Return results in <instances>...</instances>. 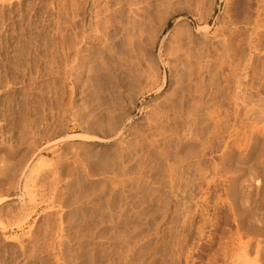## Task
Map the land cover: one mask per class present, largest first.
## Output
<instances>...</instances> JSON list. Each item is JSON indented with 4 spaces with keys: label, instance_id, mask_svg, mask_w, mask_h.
<instances>
[{
    "label": "rangeland",
    "instance_id": "374dc122",
    "mask_svg": "<svg viewBox=\"0 0 264 264\" xmlns=\"http://www.w3.org/2000/svg\"><path fill=\"white\" fill-rule=\"evenodd\" d=\"M101 1L0 0V264H264L261 0H172L156 40L143 16L156 0H112L115 10L105 4L111 19L104 28L112 23L105 30L116 53L110 68L124 76L143 72L135 76L134 94L122 90L127 98L121 96L122 117L113 127L109 118L119 110L108 107L105 70L82 64L74 48L80 22ZM175 17L178 25L168 33ZM132 26H139L140 39ZM180 37L198 54L189 66L198 70L191 76L198 82L195 120L178 126L177 117L162 131L159 113L181 94L165 53ZM173 126L196 138L177 148L169 139L176 137Z\"/></svg>",
    "mask_w": 264,
    "mask_h": 264
},
{
    "label": "bare ground",
    "instance_id": "6f19581e",
    "mask_svg": "<svg viewBox=\"0 0 264 264\" xmlns=\"http://www.w3.org/2000/svg\"><path fill=\"white\" fill-rule=\"evenodd\" d=\"M73 1V0H72ZM90 1V0H89ZM93 1H95V0H93ZM92 0H91V3L90 2H88V4H90V6L92 5V2H93ZM112 0H104V2H102V3H104L103 5V7L102 8H100L99 10L98 9H95V8H93V6H92V8L94 9L93 11H94V13L92 14V15H90L89 17H87V19L85 20V21H83V22H80V25H79V27H81V29H80V32H78L79 33V35H77L76 33H75V36H77L76 38L78 39V40H76V38H75V40H73V43H74V41H75V45H74V48H75V53H76V55L78 56V57H80V59H81V61L80 62H82V64H85V63H88L87 65H89L91 62L93 63V62H95L94 63V65H93V67H91L92 69H94L95 71H100V70H105V76H106V78H107V85H105V86H107V89L105 90V91H107V101H108V107H110L111 109H114V110H119V113L115 116H112V118L110 119L109 118V123L111 124V126L113 127L114 125H116L115 123L118 121V120H120L121 119V117H122V112H121V109H122V107H121V109H120V105H123V104H120V99H121V96L122 95H124V94H122V90H129L128 92H126L127 94H128V97L130 96V95H132V94H134L136 91L134 90L135 88H134V86H137V85H134V82H135V76L137 77L138 75L141 77V75L143 74V72H142V74L140 75V74H137L138 72H135L136 74L135 75H133V72H132V74L130 75V74H128V76H124V75H121L120 73H118L115 69H111L110 68V66H109V64H108V62H110L109 60H111V58L109 59V57H110V55H111V52L114 54L115 53V48H114V52L112 51V47H111V42L109 41V35H108V27L112 24H110L107 28H104V26H106V24H109L110 23V17H109V7H107L108 5H105V4H108L109 2H111ZM116 1V0H115ZM120 1V0H119ZM128 1V0H127ZM146 1V0H145ZM154 1V0H153ZM152 1V6L154 5L155 6V4H156V2L154 3ZM157 1V4H156V7L152 10V12L153 11H155V12H147L148 14H145V12L146 11H144V18H146V21H148L149 22V25L151 26L150 28H151V30H150V32L148 33V34H150L151 35V39L152 40H156L158 37H159V35L161 34V33H163V31H164V29H165V27L167 26V24H168V20L171 18V14H169L170 12H166V11H169V10H166L167 8L169 9V7H167V6H169V4L171 3V1L172 0H156ZM174 1V0H173ZM180 1V0H179ZM199 1V0H198ZM256 1V0H255ZM263 0H261V2H262ZM118 2V1H117ZM117 2H114L113 1V3L111 2V4H113L114 5V10H115V8L116 7H118L117 5H115L114 3H116L117 4ZM122 2V1H121ZM261 2H259V7L260 8H262L261 9V11H264V1H263V3H261ZM124 3H125V1H124ZM141 3H143V1H140V3L139 4H141ZM146 3V2H145ZM151 2H149V3H146V4H150ZM197 3V2H196ZM57 4V3H56ZM111 4H109V6H111ZM258 4V3H257ZM47 5V4H46ZM96 5V4H95ZM112 5V6H113ZM119 5V4H118ZM133 5V4H132ZM137 5V4H136ZM144 5V4H143ZM151 5V4H150ZM89 6V5H88ZM116 6V7H115ZM129 6V5H128ZM138 6V5H137ZM140 6V5H139ZM138 6V7H139ZM141 6H142V4H141ZM195 6V5H194ZM10 7V6H9ZM74 7V6H73ZM72 7V8H73ZM77 7V6H76ZM81 7V6H80ZM143 7V6H142ZM146 7H147V5H146ZM151 7V6H150ZM258 7V6H257ZM258 7V9H260ZM75 8V7H74ZM89 8V7H88ZM87 8V9H88ZM113 8V7H112ZM121 8V7H120ZM131 8V7H130ZM144 8V7H143ZM148 8H149V5H148ZM175 8V7H174ZM2 9V8H1ZM68 9V8H67ZM90 9V8H89ZM111 9V8H110ZM118 9V8H117ZM116 9V10H117ZM146 10H147V8H145ZM181 9V8H180ZM96 10H98L99 12H97ZM113 10V11H114ZM122 10V9H121ZM134 10V9H133ZM138 10H139V8H138ZM92 11V10H91ZM113 11H111V12H113ZM130 11V10H129ZM225 11H226V9H225ZM260 11V10H259ZM90 12V11H89ZM131 12H133V11H131ZM141 12H142V8H141ZM141 12H140V14H141ZM172 12V11H171ZM174 12V11H173ZM135 13V12H134ZM229 13V12H228ZM56 14V13H55ZM90 14H91V12H90ZM135 14H137V13H135ZM134 14V15H135ZM139 14V13H138ZM143 14V13H142ZM258 14V13H257ZM262 14H264V13H262ZM261 14V15H262ZM43 15V14H42ZM145 15H147V17H145ZM154 15L156 16V15H158L157 16V20L155 21V19H154V21H155V23H152L153 22V18H154ZM32 16V15H31ZM61 16V15H60ZM67 16V15H66ZM74 16V15H73ZM83 16H85V15H83ZM110 16H112V15H110ZM114 16V15H113ZM131 16V15H130ZM233 16V15H232ZM50 17V16H49ZM75 17V16H74ZM129 17V16H128ZM255 17V16H254ZM34 18V17H33ZM114 18V17H113ZM134 18V17H133ZM137 18H139L140 19V17H137ZM143 18V17H142ZM61 19V18H60ZM70 19V18H69ZM81 19V18H80ZM179 19H180V17H175L174 18V21H173V24L168 28V30H167V32L169 33V32H171V31H174L175 29H176V27H177V25H178V21H179ZM254 19V18H253ZM75 20V19H74ZM134 20V19H133ZM135 20L136 21H134V22H131L130 20V22L133 24V23H137V19H136V16H135ZM256 20V19H255ZM261 20H263V19H261ZM260 20V21H261ZM72 21H73V19H72ZM81 21V20H80ZM116 21V20H115ZM129 21L126 23V24H129ZM231 21V20H230ZM75 22H76V20H75ZM111 22H113V21H111ZM124 22V21H123ZM139 22V21H138ZM254 22V21H253ZM50 23V22H49ZM129 24V25H132V24ZM141 24H139V26L140 25H142V23H144V21L143 22H140ZM151 23H152V25H151ZM263 23V22H262ZM30 24H32V23H30ZM118 24V23H117ZM121 24V23H120ZM144 24H147V23H144ZM143 24V25H144ZM232 24V23H231ZM255 24V23H254ZM264 24V23H263ZM78 25V24H77ZM136 25V24H135ZM138 25V24H137ZM35 26V25H34ZM121 26H123L124 27V25H121ZM126 26V25H125ZM138 26V27H139ZM145 26V25H144ZM254 26V25H253ZM257 26H258V24H257ZM76 27V26H75ZM75 27L73 28V29H75ZM78 27V28H79ZM133 27V26H132ZM137 27V26H136ZM136 27L134 26L133 27V29H134V34L136 35L137 33H135V30H136ZM137 27V28H138ZM141 27V26H140ZM146 27V26H145ZM224 27V26H223ZM233 27V26H232ZM250 27V26H249ZM66 28V27H65ZM116 28V27H115ZM122 28V27H121ZM127 28V27H126ZM128 28H130V27H128ZM127 28V29H128ZM143 28V27H142ZM147 28V27H146ZM52 29V28H51ZM72 29V30H73ZM105 29H107V31L105 30ZM114 29V28H113ZM112 29V30H113ZM132 31H133V29L132 28H130ZM140 29V28H139ZM138 29V30H139ZM145 29V28H144ZM181 29V28H180ZM21 30V29H20ZM58 30V29H57ZM61 30V29H60ZM76 30H77V28H76ZM124 30V29H123ZM131 30H129L128 29V31H130V32H132ZM136 31V32H140V30L139 31ZM143 30V29H142ZM141 30V31H142ZM147 30V29H146ZM256 30V29H255ZM77 31H79V30H77ZM76 31V32H77ZM125 31V30H124ZM145 31V30H144ZM148 31H149V29H148ZM75 32V31H74ZM129 32V33H130ZM166 32V33H167ZM176 32V31H175ZM213 32V31H212ZM71 33H72V31H71ZM121 33V32H120ZM129 33H128V35H129ZM132 33V34H133ZM58 34V33H57ZM69 34V33H68ZM73 34V33H72ZM117 34H119V32L117 33ZM121 34H125V32L123 33H121ZM127 34V33H126ZM138 34H141V33H138ZM137 34V35H138ZM258 34V33H257ZM143 35V34H142ZM59 36V35H58ZM74 36V37H75ZM126 36V35H125ZM132 36H134V35H131V38H132ZM171 36V35H170ZM176 36V35H175ZM179 36V35H178ZM114 37V36H113ZM121 37V36H120ZM119 36H118V38H120ZM136 37V36H135ZM73 38V37H72ZM134 38V37H133ZM138 38H139V35H138ZM137 37L136 38H134V39H138ZM149 38H150V36H149ZM235 38V37H234ZM253 38H255V37H253ZM74 39V38H73ZM116 39H117V37H116ZM140 39V38H139ZM44 40V39H43ZM113 40H115V39H113ZM126 41L128 40V39H125ZM177 41H175V40H173V42L175 43L174 44V46L173 47H171L170 49H168V51H166V53H165V59H166V63L168 64V65H170V67L172 66V67H175V68H173V69H175V71L174 72H176V74H177V79L179 80V82L178 83H180L181 85L179 86V91H180V95H178V97H177V100H175V102L173 101L172 102V104L170 105V104H168V105H170V106H168L169 108H167V110H161L162 112H160L159 114V116H158V118H157V123H158V126H159V128L160 129H162V131H164V130H166L167 128H168V124H172V123H174V122H176L177 120H176V118L178 117V122H179V125L178 126H186V127H190V125H192L191 124V120H193L194 119V116L193 117H190V116H192V115H190V114H192L193 113V110H194V108H195V104H193L194 103V100H195V97L197 96V89L198 88H196L195 89V84H197L198 82L196 81L197 79H198V77H197V79L195 80V82H197V83H195L194 84V82H192V74H193V72H194V70L196 69H194L193 70V68L192 67H189L190 65H191V60L195 57V55H198V54H194V52H192L190 49H189V45H186V46H184L186 43L184 42V40L180 37L179 39H176ZM116 41V40H115ZM230 41V40H229ZM29 42V41H28ZM43 42V41H42ZM70 42V41H69ZM119 42H120V40H119ZM128 42H130L129 40H128ZM141 42V41H140ZM152 43V42H151ZM204 43V42H203ZM65 44V43H64ZM122 44H124V42H122ZM128 44V43H127ZM133 44V43H132ZM188 44H190V43H188ZM207 44V43H206ZM133 45H135V43L133 44ZM76 46V47H75ZM126 46V45H125ZM129 46V45H128ZM169 46H170V44H169ZM172 46V45H171ZM191 46V45H190ZM198 46H199V44H198ZM56 47V46H55ZM122 47V46H121ZM132 47V50H133V47L134 46H131V44H130V48ZM234 47V46H233ZM243 47V46H242ZM62 48V47H61ZM73 48V49H74ZM117 48V47H116ZM127 48V47H126ZM192 48V47H191ZM152 49V48H151ZM257 49V48H256ZM117 50V49H116ZM74 51V50H73ZM86 52V53H84V54H81V52ZM129 53L131 52L129 49L127 50ZM139 51H141V50H139ZM248 51V50H247ZM117 52V51H116ZM127 52V53H128ZM241 52V51H240ZM58 53V52H57ZM63 53V52H62ZM74 53V52H73ZM139 53V52H138ZM199 53V52H198ZM112 54V55H113ZM203 54V53H202ZM262 54V53H261ZM127 55V54H126ZM129 55V54H128ZM136 55H137V53H136ZM147 55V54H146ZM76 56V57H77ZM122 56V55H121ZM135 56V55H134ZM201 56V55H200ZM231 56V55H230ZM26 57V56H25ZM40 57V56H39ZM113 57H116V53H115V56H113ZM197 57V56H196ZM195 57V58H196ZM203 57V56H202ZM248 57V56H247ZM120 58V57H119ZM133 58V57H132ZM214 58V57H213ZM220 58V57H219ZM256 58V57H255ZM73 59H75V57H73ZM115 60H116V58H114ZM113 59V60H114ZM118 59V58H117ZM124 59V58H123ZM129 59V58H128ZM137 59V58H136ZM203 59V58H202ZM241 59V58H240ZM65 60V59H64ZM71 60V59H70ZM76 61H77V59H75ZM134 60V59H133ZM120 61V60H119ZM130 61V60H129ZM202 61V60H201ZM74 62V61H73ZM79 62V63H80ZM114 62V61H113ZM124 63H125V61H123ZM126 62H128V61H126ZM229 62V61H228ZM244 62H245V60H244ZM91 63V64H92ZM111 63V62H110ZM132 63V62H131ZM140 63V62H139ZM75 64V63H74ZM90 64V65H91ZM242 64V63H241ZM64 65V64H63ZM69 65V64H68ZM78 65V64H77ZM112 65V64H111ZM116 65V63L114 64V66ZM120 65V64H119ZM75 66V65H74ZM74 66H73V68H74ZM121 66V65H120ZM126 66H128V65H126ZM131 66V65H130ZM195 66V65H194ZM203 66H204V64H203ZM55 67V66H54ZM132 67H134V66H132ZM75 68H77V67H75ZM88 68H89V66H88ZM90 68V69H91ZM131 68V67H130ZM136 68H137V66H136ZM138 68H140V67H138ZM192 68V69H191ZM217 68V67H216ZM220 68V67H219ZM59 69V68H58ZM72 69V68H71ZM80 69V68H79ZM78 69V70H79ZM82 69V68H81ZM85 69H86V67H85ZM150 69V68H149ZM155 69V68H154ZM203 69V68H202ZM202 69H200V70H202ZM224 69V68H223ZM232 69V68H231ZM124 70V69H123ZM127 70V69H126ZM143 70V69H142ZM157 70V69H156ZM93 71V70H92ZM131 71H133V70H131ZM137 71V70H136ZM141 71V70H140ZM195 71H197L198 72V70H195ZM100 72H102V71H100ZM121 72H123V71H121ZM128 72H130V70L128 69ZM152 72V71H151ZM155 72V71H154ZM231 72V71H230ZM36 73V72H35ZM92 73V72H91ZM125 73V72H124ZM141 73V72H140ZM94 74V73H93ZM123 74V73H122ZM127 74V73H126ZM231 74V73H230ZM98 75V74H97ZM100 75V74H99ZM102 75V74H101ZM100 75V76H101ZM195 75V74H194ZM99 76V77H100ZM194 77V76H193ZM97 78V77H96ZM173 78H175L174 76H173ZM241 78V77H240ZM138 79V78H137ZM137 79H136V81H137ZM176 79V78H175ZM199 79H200V77H199ZM31 80V79H30ZM105 80V79H104ZM103 79H102V81H104ZM139 80V79H138ZM203 80V79H202ZM93 81V80H92ZM155 81V80H154ZM261 81V80H260ZM149 82V81H148ZM193 83L192 85L190 84V83ZM256 82V81H255ZM258 82H259V80H258ZM103 83V82H102ZM151 83V82H150ZM177 83V82H176ZM201 83V82H200ZM104 84V83H103ZM136 84V83H135ZM155 85V84H154ZM179 85V84H178ZM251 85V84H250ZM54 86V85H53ZM103 86V85H102ZM198 86V85H197ZM65 87V86H64ZM69 87V86H68ZM67 87V88H68ZM92 87V86H91ZM104 87V86H103ZM102 87V88H103ZM142 87V86H141ZM161 87H164L163 86V84H161V86L159 87V85L157 86V87H155L156 89L155 90H160L161 89ZM205 87V86H204ZM215 87V86H214ZM5 88V87H4ZM106 88V87H105ZM104 88V89H105ZM151 88H154V87H152V86H150L149 88H147V89H150L151 90ZM240 88V87H239ZM177 89V88H176ZM200 89V88H199ZM255 89V88H254ZM96 90V89H95ZM136 90H137V88H136ZM257 90V89H256ZM135 91V92H134ZM199 91V90H198ZM124 93H125V91H123ZM138 92V91H137ZM173 92V91H172ZM218 92V91H217ZM255 92V91H254ZM100 93V92H99ZM207 93V92H206ZM229 93V92H228ZM241 93H242V91H241ZM127 94H125V95H127ZM140 94V93H139ZM103 95V94H102ZM105 95V94H104ZM124 95V96H125ZM199 95H200V93H199ZM198 95V96H199ZM214 95V94H213ZM253 95V94H252ZM68 96V95H67ZM92 96V95H91ZM134 96V95H133ZM126 97V96H125ZM172 97V96H171ZM214 97V96H213ZM240 97V99L242 98V96L240 95L239 96ZM127 98V97H126ZM201 98V97H200ZM222 98V97H221ZM224 98V97H223ZM251 98V97H250ZM130 99V98H129ZM197 99V98H196ZM233 99V98H232ZM201 100V99H200ZM228 100V99H227ZM264 100V99H263ZM106 101V100H105ZM130 102L132 101L131 99L129 100ZM172 101V100H171ZM231 101V100H230ZM233 101H234V99H233ZM236 101V100H235ZM243 101V100H242ZM241 101V102H242ZM129 102V103H130ZM252 102H253V100H252ZM251 102V103H252ZM106 104H107V102H105ZM166 103V102H165ZM78 104V103H77ZM126 104V103H125ZM198 104V103H197ZM242 104V103H241ZM260 104V103H259ZM74 105V104H73ZM199 105V104H198ZM197 105V106H198ZM217 105V104H216ZM215 105V106H216ZM262 105V104H261ZM104 106V105H103ZM200 106V105H199ZM258 106V105H257ZM79 107V106H78ZM82 107V106H81ZM163 107V106H162ZM167 107V106H166ZM202 107V106H201ZM225 107V106H224ZM235 107V106H234ZM262 107V106H261ZM158 108V107H157ZM164 108V107H163ZM183 108H186V110L184 111V109ZM230 108V107H229ZM239 108V107H238ZM165 109V108H164ZM217 110V109H216ZM250 110V109H249ZM84 111V110H83ZM112 111V110H111ZM196 111V110H195ZM125 112V111H124ZM183 112H185L184 114H185V116H183ZM188 112V113H187ZM218 112V111H217ZM243 112V111H242ZM75 113V112H74ZM107 113V112H106ZM262 113V112H261ZM188 114V115H187ZM198 114V113H197ZM250 114V113H249ZM100 115V114H99ZM105 115V114H104ZM103 115V116H104ZM109 115V114H108ZM108 115H106V116H108ZM111 115H113V113L111 112V114H110V117H111ZM152 115V114H151ZM203 115V114H202ZM236 115V114H235ZM254 115V114H253ZM195 116H196V114H195ZM213 116V115H212ZM105 117V116H104ZM103 117V118H104ZM232 117V116H231ZM251 117V116H250ZM93 118V117H92ZM99 118V117H98ZM105 118H107V117H105ZM104 118V119H105ZM191 118H193V119H191ZM225 118V117H224ZM235 118V117H234ZM239 118V117H238ZM156 119V118H155ZM198 119H199V117H198ZM205 119V118H204ZM231 119V118H230ZM100 120H101V118H100ZM195 120V119H194ZM254 120V119H253ZM107 121H108V119H107ZM92 122V121H91ZM94 122V121H93ZM103 122H105V120L103 121ZM217 122V121H216ZM219 122V121H218ZM100 123H102V121L100 122ZM238 123V122H237ZM88 124H90V123H88ZM103 124V127H104V125H105V123H102ZM118 124V123H117ZM152 124V123H151ZM231 124V123H230ZM25 125V124H24ZM93 125V124H92ZM96 125V124H95ZM100 125V124H99ZM98 125V126H99ZM176 124H175V126H177ZM195 125V124H194ZM247 125V124H246ZM84 126H86V124L84 125ZM100 126H102V125H100ZM110 126V125H109ZM234 126V125H233ZM239 126V125H238ZM242 126H243V124H242ZM92 127H95V126H92ZM106 127V126H105ZM229 127V126H228ZM258 127V126H257ZM27 128V127H26ZM86 128V127H85ZM87 128H89V126L87 127ZM116 128V127H115ZM118 128V127H117ZM158 128V127H157ZM173 128H174V126L172 127V128H170V129H172L171 131L174 133L175 132V130H173ZM179 128V127H178ZM221 128V127H220ZM90 129V128H89ZM94 129V128H93ZM99 129H100V127H99ZM112 129V128H111ZM180 129V128H179ZM209 129V128H208ZM231 129V128H230ZM243 129V128H242ZM86 130V129H85ZM133 130V129H132ZM156 130V129H155ZM168 130V129H167ZM182 131H184L183 129H181ZM233 130H235V129H233ZM239 130V129H238ZM24 131V130H23ZM93 131V130H92ZM111 131V130H110ZM158 131V130H157ZM180 132V131H177V132H175V134H176V137L172 140V138H169L170 139V141H173V142H175V146L177 147V145H178V147L177 148H179V146L181 147V146H183V145H187V144H190V142L193 140V137H195L194 135H190V136H187L186 134H184L186 131H184V133L183 132ZM201 131V130H200ZM228 131H230V130H228ZM245 131H246V129H245ZM115 132V131H114ZM153 132H154V130H153ZM152 132V133H153ZM168 132V131H167ZM166 132V133H167ZM181 133V134H178V133ZM209 132V131H208ZM236 132V131H235ZM110 133V132H109ZM144 133V132H143ZM162 133V132H161ZM183 133V134H182ZM190 133V132H189ZM188 133V134H189ZM213 133V132H212ZM33 134V133H32ZM116 134V133H115ZM17 136V135H16ZM152 136H154V138H153V146H158V145H160L159 144V142H158V138H155L156 136L154 135V134H152ZM161 136V135H160ZM236 136V135H235ZM241 136V135H240ZM78 137V136H77ZM143 137H144V135H143ZM143 137H142V139H140V141L141 140H143ZM159 137V136H158ZM239 137V136H238ZM99 138V137H98ZM161 138V137H160ZM196 138V137H195ZM206 138H208V136L206 137ZM150 139H151V136H150ZM162 139V138H161ZM200 139V138H199ZM20 140V139H19ZM126 140V139H125ZM127 141V140H126ZM195 141V140H194ZM142 143H143V141H141ZM145 142V141H144ZM162 142V141H161ZM193 142V141H192ZM231 142V141H230ZM244 142V141H243ZM31 143V142H30ZM117 143V142H116ZM169 143V142H168ZM203 143V142H202ZM223 143V142H222ZM246 143V142H245ZM27 144V143H26ZM150 144V143H149ZM72 145V144H71ZM225 145V144H224ZM252 145V144H251ZM146 146V145H145ZM55 147V146H54ZM152 147V146H151ZM165 147H167V146H165ZM56 148V147H55ZM127 148V147H126ZM118 149V148H117ZM154 149V148H153ZM157 150H159L158 148H156ZM155 149V150H156ZM226 149V148H225ZM245 149V148H244ZM53 150H54V148H53ZM154 150V151H155ZM156 150V151H157ZM162 150H163V148H162ZM162 150H161V152H160V156H162L163 154H162ZM224 150V149H223ZM119 151V150H118ZM122 151V150H121ZM160 151V150H159ZM241 151V150H240ZM94 152H95V150H94ZM97 152V151H96ZM117 152V151H116ZM142 152V151H141ZM144 152H146V151H144ZM194 152V151H193ZM230 152V151H229ZM124 153V152H123ZM156 153V152H155ZM154 153V154H155ZM164 153V152H163ZM234 153V152H233ZM59 154V153H58ZM97 154V153H96ZM120 154V153H119ZM149 153H147V155H148ZM152 154V153H151ZM165 154V153H164ZM178 154V153H177ZM135 155V154H134ZM156 155H157V153H156ZM159 155V154H158ZM205 156V155H204ZM226 156V155H225ZM95 157V156H94ZM195 157V156H194ZM218 157V156H217ZM223 157V156H222ZM43 158V157H42ZM151 158V157H150ZM156 158V157H155ZM161 158V157H160ZM162 158H163V156H162ZM168 158V157H167ZM40 159V158H39ZM101 159V158H100ZM107 159V158H106ZM153 159H154V157H153ZM159 159V158H158ZM166 159V158H165ZM165 159H164V161H165ZM133 160V159H132ZM141 160V159H140ZM221 160V159H220ZM39 161H41V159L39 160ZM38 161V162H39ZM42 161H43V159H42ZM45 161V160H44ZM56 161V160H55ZM59 161V160H58ZM67 161V160H66ZM109 161V160H108ZM116 161H117V159H116ZM151 161V160H150ZM167 161V160H166ZM230 161V160H229ZM104 162H106V161H104ZM119 162V161H118ZM131 162V161H130ZM215 162V161H214ZM35 163V162H34ZM34 163H33V165H34ZM42 163V162H41ZM53 163V162H52ZM55 163V162H54ZM107 163H109V162H107ZM111 163V162H110ZM109 163V164H110ZM114 163V162H113ZM113 163H111V164H113ZM138 163V162H137ZM136 163V164H137ZM160 163V162H159ZM39 164V163H38ZM46 164V163H45ZM117 164V163H116ZM139 164V163H138ZM161 164V163H160ZM126 165V164H125ZM165 165V164H164ZM45 166V165H44ZM51 166V165H50ZM55 166V165H54ZM154 166V165H153ZM190 166V165H189ZM52 167V166H51ZM107 167V166H106ZM113 167H115L114 165H113ZM112 167V168H113ZM137 167H139V166H137ZM32 168V167H31ZM34 168V167H33ZM54 168H56V167H54ZM121 168V167H120ZM119 168V169H120ZM152 168V167H151ZM163 168V167H162ZM167 168V167H166ZM222 168V167H221ZM224 168V167H223ZM51 169V168H50ZM58 169V168H57ZM115 169H117V168H115ZM124 169V168H123ZM127 169V168H126ZM154 169V168H153ZM159 169H160V166H159ZM33 171H34V169H32ZM112 170V169H111ZM121 171H122V169H120ZM166 170V169H165ZM167 170H168V168H167ZM224 170V169H223ZM82 171V170H81ZM80 171V172H81ZM124 171V170H123ZM156 171V170H155ZM161 171V170H160ZM172 171V170H171ZM211 171V170H210ZM80 172H78V175H79V173ZM110 172V171H109ZM108 172V173H109ZM140 172V171H139ZM159 172V171H158ZM170 171L168 170V173H169ZM224 172V171H223ZM17 173V172H16ZM39 173V172H38ZM37 173V174H38ZM41 173V172H40ZM54 173V172H53ZM76 173H77V170H76ZM142 173V172H141ZM146 173V172H145ZM150 173V172H149ZM36 174V175H37ZM56 173H54V175H55ZM129 174V173H128ZM148 174V173H147ZM157 174V173H156ZM32 175V174H31ZM81 175V174H80ZM27 177V176H26ZM30 177V176H29ZM34 177V176H33ZM78 177V176H77ZM128 177V176H127ZM34 178H36V177H34ZM33 178V179H34ZM55 178V177H54ZM79 178V177H78ZM131 178V177H130ZM193 178V177H192ZM28 179V178H27ZM42 179V178H41ZM45 179V178H44ZM127 179V178H126ZM138 179V178H137ZM140 179V178H139ZM109 180V179H108ZM143 180V179H142ZM254 180V179H253ZM28 181V180H27ZM27 181L26 182H24V183H26L27 184ZM52 181V180H51ZM77 181H79V179H77ZM152 181V180H151ZM29 182V181H28ZM31 182V181H30ZM46 182H47V180H46ZM114 182V181H113ZM171 182V181H170ZM68 183V182H67ZM97 183V182H96ZM168 183V182H167ZM30 184H32V183H30ZM47 184V183H46ZM78 184L79 185H81V183L80 182H78ZM135 184V183H134ZM221 184V183H220ZM42 185H43V183H42ZM44 185H45V181H44ZM44 185H43V187H44ZM62 185V184H61ZM26 186V185H25ZM31 186V185H30ZM33 186V185H32ZM64 186V185H63ZM137 186V185H136ZM258 186V185H257ZM23 187H24V185H23ZM34 187V186H33ZM75 187H77V186H75ZM80 187H82V186H80ZM121 187V186H120ZM30 188V187H29ZM53 188V187H52ZM79 188V187H78ZM61 189V188H60ZM134 189V188H133ZM152 189V188H151ZM27 191H28V189H26ZM46 190V189H45ZM51 190V189H50ZM63 190V189H62ZM127 191V190H126ZM26 192V191H25ZM29 192H30V190H29ZM52 192V191H51ZM78 192V191H77ZM112 192H114V191H112ZM36 193V192H35ZM46 193H48V192H46ZM50 193V192H49ZM73 193V192H72ZM188 193V192H187ZM28 194V193H27ZM34 194V193H33ZM192 194V193H191ZM34 196V195H33ZM228 196V195H227ZM29 197V196H28ZM109 197V196H108ZM144 197V196H143ZM7 198V197H6ZM31 198V197H30ZM111 198V197H110ZM182 198V197H181ZM192 198V197H191ZM194 198V197H193ZM32 199V198H31ZM2 200V199H1ZM187 201V200H186ZM51 202V201H50ZM69 202V201H68ZM193 202V201H192ZM78 203V202H77ZM129 203V202H128ZM195 204V203H194ZM218 204V203H217ZM83 205V204H82ZM116 205V204H115ZM228 205V204H227ZM73 206V205H72ZM122 206V205H121ZM69 208V207H68ZM140 208V207H139ZM131 209V208H130ZM22 210V209H21ZM123 210V209H122ZM192 210V209H191ZM124 212V211H123ZM194 212V211H193ZM70 214V213H69ZM194 214V213H193ZM253 214V213H252ZM132 215V214H131ZM70 216V215H69ZM73 216V215H72ZM106 216V215H105ZM139 216V215H138ZM152 216V215H151ZM168 216V215H167ZM201 216V215H200ZM251 216V215H250ZM110 217V216H109ZM191 217V216H190ZM71 218V217H70ZM91 221V220H90ZM68 223V222H67ZM103 224V223H102ZM189 224V223H188ZM257 224V223H256ZM136 225V224H135ZM155 225V224H154ZM65 227V226H64ZM88 227V226H87ZM152 230H154L153 228H152ZM155 231V230H154ZM104 232V231H103ZM151 232V231H150ZM27 233V232H26ZM114 234V233H113ZM147 234V233H146ZM151 234V233H150ZM25 236V235H24ZM77 236V235H76ZM114 236V235H113ZM257 237V236H256ZM78 238V237H77ZM96 238V237H95ZM125 238V237H124ZM134 238V237H133ZM155 238V237H154ZM78 241V240H77ZM123 241V240H122ZM148 241V240H147ZM154 241V240H153ZM166 241V240H165ZM164 241V242H165ZM255 241V240H254ZM124 242H125V240H124ZM256 242V241H255ZM77 243V242H76ZM140 243V242H139ZM149 243V242H148ZM168 243V242H167ZM95 244V243H94ZM256 244H258L257 242H256ZM112 245V244H111ZM128 245V244H127ZM126 245V246H127ZM154 245V244H153ZM259 245V244H258ZM257 246V245H256ZM164 247V246H163ZM127 248V247H126ZM241 248V247H240ZM123 249H125V248H123ZM130 249H131V247H130ZM154 249V248H153ZM166 249V248H165ZM164 249V250H165ZM219 249V248H218ZM87 250V249H86ZM242 250V249H241ZM103 251V250H102ZM132 251V250H131ZM253 251V250H252ZM104 252V251H103ZM256 253H257V251H256ZM116 254V253H115ZM126 254V253H125ZM92 255V254H91ZM114 255V254H113ZM118 255V254H117ZM142 255V254H141ZM160 256V255H159ZM240 256V255H239ZM244 256V255H243ZM257 256V255H256ZM255 255H254V257H256ZM85 257V256H84ZM92 257V256H91ZM135 257V256H134ZM129 258V257H128ZM113 259V258H112ZM261 259H262V257H261ZM82 260V259H81ZM129 260V259H128ZM80 261V260H79ZM127 261V260H126ZM125 261V262H126ZM92 262V261H91ZM253 262V261H252ZM139 263V262H138ZM254 263V262H253ZM252 263V264H253ZM255 264H256V262H255Z\"/></svg>",
    "mask_w": 264,
    "mask_h": 264
}]
</instances>
